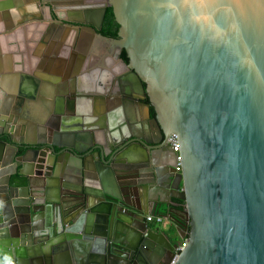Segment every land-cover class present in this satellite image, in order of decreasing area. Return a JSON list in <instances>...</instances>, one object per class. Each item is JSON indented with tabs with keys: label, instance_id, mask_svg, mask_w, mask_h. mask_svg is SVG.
<instances>
[{
	"label": "water",
	"instance_id": "95a60500",
	"mask_svg": "<svg viewBox=\"0 0 264 264\" xmlns=\"http://www.w3.org/2000/svg\"><path fill=\"white\" fill-rule=\"evenodd\" d=\"M35 2L124 51L113 95L145 116L0 112V264H118L136 235L161 247L145 216L166 217L172 200L187 238L174 264H264V0H108L99 12L111 7L117 38ZM80 3L68 10L97 9ZM33 120L39 136L24 139ZM152 124L177 135L180 174L157 166Z\"/></svg>",
	"mask_w": 264,
	"mask_h": 264
},
{
	"label": "crops",
	"instance_id": "0c3cea01",
	"mask_svg": "<svg viewBox=\"0 0 264 264\" xmlns=\"http://www.w3.org/2000/svg\"><path fill=\"white\" fill-rule=\"evenodd\" d=\"M51 1L58 2L60 20L89 21L99 11L68 10L73 2L94 6L97 0ZM51 15L35 0H0V112H25L31 119L46 116L52 122L63 121L72 112L84 114L88 122L103 120L116 110L145 116L143 106L113 96L119 79L129 73L120 61L122 50L83 27L54 23ZM81 123L79 119L77 124ZM39 128L34 120L28 121L20 135L37 139ZM63 140L74 142L69 136ZM77 142L82 147L88 143Z\"/></svg>",
	"mask_w": 264,
	"mask_h": 264
},
{
	"label": "flooded vegetation",
	"instance_id": "af4514ba",
	"mask_svg": "<svg viewBox=\"0 0 264 264\" xmlns=\"http://www.w3.org/2000/svg\"><path fill=\"white\" fill-rule=\"evenodd\" d=\"M104 3L108 4V0H97L94 3V6L97 8L96 10H99L100 7L104 5ZM91 5L92 4H86V6L88 7ZM109 8L111 9L110 6H106L105 11L103 13L97 11L95 19H89V22H93L97 26H99L100 28L99 34L107 38H111V37L109 35L103 34V30L104 28L109 29V24L106 20V14ZM82 19L84 20V18ZM113 19H114V16H113ZM114 22H115V19H114ZM111 29H113V27ZM80 31L81 29L79 30V32ZM79 35H81V33H79ZM83 38H84L83 34H82V37H79V36L77 37L78 40L83 39ZM134 91L135 93L137 92L136 85L134 86ZM120 100L122 99L120 98ZM122 102H127V101L122 100ZM144 102L148 103V99L146 98ZM150 117L154 118L152 109L150 110ZM152 126H153L151 128L152 131H150L151 134H149L151 136L149 138L152 141H155V140L160 141L162 143V148L164 149V153H161V156H159V161H157L158 162L157 166H159L162 171L167 170L165 166L167 165L174 166V155L172 151L170 152V148H171L169 144L170 135L164 129L157 130L154 124H152ZM181 210L182 209L178 208L174 200H172L168 206L162 205V207L159 209V211H161L166 216L164 217V216L159 215L163 217L160 223H156L154 221H147V216H145V220H146L145 224L147 228L152 230L156 234H158L152 237L161 245V247L157 244H154L153 241H150L149 239L145 240L144 242L145 246L144 245L141 246V244L139 243V237L136 235L135 240L130 245L129 249L128 248L124 249V251L121 254L117 253L118 255L124 256L126 258L125 260L116 259L118 264H131L133 261H134V264H148L144 256L148 258L151 264H169L170 263L169 259L172 256H174L176 248L178 247L179 243L182 240L180 239L179 231H178V230H181V231L184 230L179 225L181 223H184L183 220L179 218ZM168 211L169 212L171 211L173 214H169ZM155 215H158V214H155ZM175 245H177L176 248H174Z\"/></svg>",
	"mask_w": 264,
	"mask_h": 264
},
{
	"label": "built area",
	"instance_id": "2783aa9c",
	"mask_svg": "<svg viewBox=\"0 0 264 264\" xmlns=\"http://www.w3.org/2000/svg\"><path fill=\"white\" fill-rule=\"evenodd\" d=\"M169 144L172 148V153L175 155L174 156V168L175 172L180 174L181 173V163H180V156H179V149H178V142H177V135L175 134H170L169 136ZM163 217L159 215H152V216H147V221H154L156 223H160L162 221ZM188 230H186L187 232ZM187 236V234H186ZM187 245V238H183L181 242L179 243L178 247L176 248L175 254L170 261L169 264H174L176 260L179 258L181 252L185 249Z\"/></svg>",
	"mask_w": 264,
	"mask_h": 264
},
{
	"label": "trees",
	"instance_id": "16d2710c",
	"mask_svg": "<svg viewBox=\"0 0 264 264\" xmlns=\"http://www.w3.org/2000/svg\"><path fill=\"white\" fill-rule=\"evenodd\" d=\"M106 20L109 24V29L104 28L103 34L109 35L111 38H117V31H118L119 26L116 22H114L112 10L110 8L107 10ZM112 27H113V29H111ZM120 58L123 59L125 62L128 61L124 51H122V53L120 54ZM152 112H153V110H152ZM153 114H154V112H153ZM174 202L177 204L179 209L183 210L185 208V203L183 201L174 200Z\"/></svg>",
	"mask_w": 264,
	"mask_h": 264
}]
</instances>
